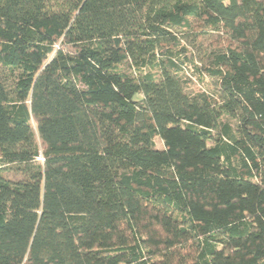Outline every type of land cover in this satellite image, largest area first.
I'll return each mask as SVG.
<instances>
[{
	"label": "trees",
	"instance_id": "16d2710c",
	"mask_svg": "<svg viewBox=\"0 0 264 264\" xmlns=\"http://www.w3.org/2000/svg\"><path fill=\"white\" fill-rule=\"evenodd\" d=\"M0 264H264V0H0Z\"/></svg>",
	"mask_w": 264,
	"mask_h": 264
},
{
	"label": "rangeland",
	"instance_id": "374dc122",
	"mask_svg": "<svg viewBox=\"0 0 264 264\" xmlns=\"http://www.w3.org/2000/svg\"><path fill=\"white\" fill-rule=\"evenodd\" d=\"M216 36L215 35H212L210 37V39H215ZM208 43H209V39H205L203 41V50L207 51L208 49ZM185 77L187 78L188 80V83H189V86L191 89L195 90V91H200V90H205V91H211V82L209 80H207L206 78H204V80L199 81L198 78H197V74L195 73V71H193L192 69H188L185 73ZM31 127H32V130L35 134V141L37 142L38 144V147L39 149L41 148L40 146V143H39V140H38V136H37V133H36V126L33 122H31ZM4 176L8 179H11V180H17L19 179L20 177L16 176V175H13V174H10V173H5Z\"/></svg>",
	"mask_w": 264,
	"mask_h": 264
}]
</instances>
